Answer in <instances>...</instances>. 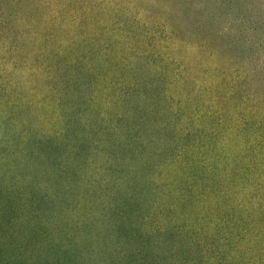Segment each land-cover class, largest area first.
Instances as JSON below:
<instances>
[{
    "label": "trees",
    "instance_id": "1",
    "mask_svg": "<svg viewBox=\"0 0 264 264\" xmlns=\"http://www.w3.org/2000/svg\"><path fill=\"white\" fill-rule=\"evenodd\" d=\"M244 20L247 34L262 27ZM205 21L186 13L169 25L191 37L212 27ZM192 40L183 42L195 45ZM242 47L252 54L251 44ZM260 54L264 61V46ZM136 55L137 61L118 65L130 78L103 82V103L97 105L101 72L72 61L55 65L68 74L57 75L52 86L60 89L54 97L60 127L37 131V247L25 256L24 242L25 251L11 255L1 241L0 264H264V196L258 192L263 181L257 167L219 155L189 127L190 113L181 103L191 101L201 83L186 99L176 97L168 91L172 81L162 64ZM234 129L251 147V125ZM228 130L212 125L204 135ZM175 166L179 174L172 173ZM249 179L258 195L246 193ZM9 202L0 205L6 214L0 228L11 235Z\"/></svg>",
    "mask_w": 264,
    "mask_h": 264
},
{
    "label": "rangeland",
    "instance_id": "2",
    "mask_svg": "<svg viewBox=\"0 0 264 264\" xmlns=\"http://www.w3.org/2000/svg\"><path fill=\"white\" fill-rule=\"evenodd\" d=\"M221 1L224 6L220 0H0V205L11 201L7 214L12 219L11 235L0 228V242L7 243L11 255L25 251L24 242L29 245L25 256L37 247V131L60 127L54 102L60 89L52 86L57 75L68 74H59L55 65L67 61L101 72L102 89L93 105L103 103V82L130 78L126 69L119 73L118 65L137 61L139 52L142 61L162 64L172 81L168 91L176 97L186 99L185 93L201 83L193 99L181 103L189 110V127L219 155L255 165L263 181L258 192L264 196V0H232L230 6L231 0ZM186 13L213 24L191 36L195 45H185L191 37L169 25ZM245 16L261 23L260 30L247 34ZM249 44L252 54L246 55L242 46ZM239 123L251 125L249 148L241 132L232 130ZM212 125L231 130L204 135ZM174 168L172 173L179 174ZM254 183L246 182L247 194L258 195ZM0 214L3 221L6 214Z\"/></svg>",
    "mask_w": 264,
    "mask_h": 264
}]
</instances>
